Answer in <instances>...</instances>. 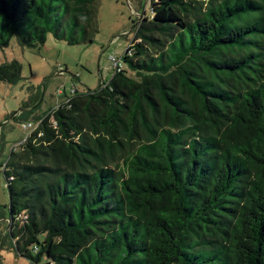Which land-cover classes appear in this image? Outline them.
<instances>
[{
	"label": "trees",
	"instance_id": "1",
	"mask_svg": "<svg viewBox=\"0 0 264 264\" xmlns=\"http://www.w3.org/2000/svg\"><path fill=\"white\" fill-rule=\"evenodd\" d=\"M94 2L0 0V47L80 42ZM150 8L121 57L138 79L74 88L11 152L8 231L32 264H264V0Z\"/></svg>",
	"mask_w": 264,
	"mask_h": 264
},
{
	"label": "rangeland",
	"instance_id": "2",
	"mask_svg": "<svg viewBox=\"0 0 264 264\" xmlns=\"http://www.w3.org/2000/svg\"><path fill=\"white\" fill-rule=\"evenodd\" d=\"M151 2L95 0L93 23L95 18L97 26L80 30V42H70L61 28L56 34L50 32L44 44L24 47L13 38L8 46L0 47V64L13 60L22 64L21 78L12 83L0 81V264H32L16 251L8 231L11 214L5 171L11 169L12 150L19 151L38 119L74 88L85 92L111 80L116 67L112 58H121L130 45L141 41L136 38V27L144 22V15H152ZM62 24L65 33L71 29L66 17ZM123 64L128 75L138 79L128 62ZM28 122L33 126L24 128ZM48 261L43 257L38 264Z\"/></svg>",
	"mask_w": 264,
	"mask_h": 264
},
{
	"label": "built area",
	"instance_id": "3",
	"mask_svg": "<svg viewBox=\"0 0 264 264\" xmlns=\"http://www.w3.org/2000/svg\"><path fill=\"white\" fill-rule=\"evenodd\" d=\"M130 50H131V49H130ZM130 50H128V53H129V54L131 53ZM112 59H113V61L115 62V65H116V67H115V72H116V71H121V70L124 68L123 63L121 62V58L113 57ZM32 126H33V124H32L31 122L23 123V127H24V128H30V127H32ZM37 127H38V124L35 123V125H34V127H33V130H35ZM40 134H42V132H40L39 135H40ZM28 136H29V135H27V137H26L24 140H26V139L28 138ZM24 140H23V141H24ZM23 141H22V142H23ZM22 142H21V143H22ZM21 143H20V145H21ZM13 151H14V150H13Z\"/></svg>",
	"mask_w": 264,
	"mask_h": 264
}]
</instances>
